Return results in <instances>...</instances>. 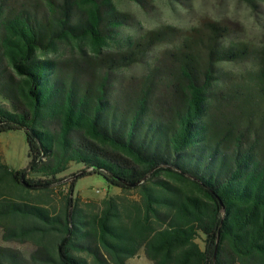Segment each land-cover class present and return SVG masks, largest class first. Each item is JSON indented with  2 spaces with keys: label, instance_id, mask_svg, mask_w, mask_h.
<instances>
[{
  "label": "trees",
  "instance_id": "obj_1",
  "mask_svg": "<svg viewBox=\"0 0 264 264\" xmlns=\"http://www.w3.org/2000/svg\"><path fill=\"white\" fill-rule=\"evenodd\" d=\"M133 22L115 0H0V134L23 130L29 158L0 152V228L31 247L0 264H264V45ZM91 175L121 194L75 195Z\"/></svg>",
  "mask_w": 264,
  "mask_h": 264
},
{
  "label": "rangeland",
  "instance_id": "obj_2",
  "mask_svg": "<svg viewBox=\"0 0 264 264\" xmlns=\"http://www.w3.org/2000/svg\"><path fill=\"white\" fill-rule=\"evenodd\" d=\"M119 10L133 18L134 26H128L123 36L140 37L146 32L164 26H174L181 30H189L198 26L204 18L221 21L230 25L235 33L229 38L231 41L250 44L254 48L264 45V1L255 5L245 0H143L141 4L131 0H115ZM161 49L156 48L149 57H156ZM62 55L69 53L63 46ZM148 64L138 65L123 71L127 77L141 76L146 72ZM227 68V67H225ZM249 68L247 64L232 65L234 73L244 72ZM0 152L3 161L14 170L27 168L28 142L23 130L0 134ZM83 169L81 165L72 167L60 175L59 178L67 182L75 180L74 174ZM121 194V190L109 186L107 181L99 175H91L78 181L75 195L83 199L102 200ZM136 198L134 193L128 195ZM0 244L29 252V245L9 243L3 239V230L0 228ZM129 264H152L142 250L136 257L129 260Z\"/></svg>",
  "mask_w": 264,
  "mask_h": 264
}]
</instances>
